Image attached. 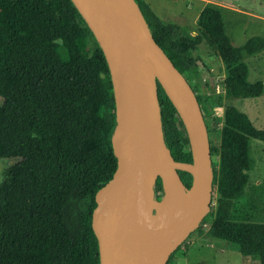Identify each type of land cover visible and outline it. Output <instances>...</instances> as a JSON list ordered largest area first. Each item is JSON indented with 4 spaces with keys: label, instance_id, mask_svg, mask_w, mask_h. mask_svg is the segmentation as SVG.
<instances>
[{
    "label": "trees",
    "instance_id": "trees-1",
    "mask_svg": "<svg viewBox=\"0 0 264 264\" xmlns=\"http://www.w3.org/2000/svg\"><path fill=\"white\" fill-rule=\"evenodd\" d=\"M135 1L194 92L209 72L194 55L200 43L223 64V122L218 145L209 140L218 158L215 197L200 223L207 230L199 225L192 233L264 264V179L252 184L249 177L256 165L251 140L264 142V129L232 104L263 93L262 81L248 80L245 59L264 51V37L234 46L218 8L204 6L190 29ZM157 94L164 142L174 160L191 162L183 123L160 85ZM196 97L204 119L222 102L214 94ZM114 126L107 62L72 0H0V158L13 161L0 182V264H100L91 222L95 193L116 169ZM179 174L189 187L191 175ZM154 191L163 192L159 177Z\"/></svg>",
    "mask_w": 264,
    "mask_h": 264
},
{
    "label": "water",
    "instance_id": "water-1",
    "mask_svg": "<svg viewBox=\"0 0 264 264\" xmlns=\"http://www.w3.org/2000/svg\"><path fill=\"white\" fill-rule=\"evenodd\" d=\"M72 2L105 56L115 106L116 169L95 193L91 222L100 264H166L209 213L214 193L209 135L196 93L154 40L135 0ZM158 85L183 123L191 162L174 160L164 142ZM179 171L191 175L189 187Z\"/></svg>",
    "mask_w": 264,
    "mask_h": 264
},
{
    "label": "rangeland",
    "instance_id": "rangeland-1",
    "mask_svg": "<svg viewBox=\"0 0 264 264\" xmlns=\"http://www.w3.org/2000/svg\"><path fill=\"white\" fill-rule=\"evenodd\" d=\"M150 7L166 22L176 23L193 29L199 12L204 6L220 9L225 28L234 46L243 45L252 36L264 37V0H146ZM201 62L207 67L208 74L201 80L197 88L198 94L217 95L221 103L213 108V113L205 115L208 134L214 146L218 145L219 132L223 122V93L221 92L224 79V68L221 60L215 56L208 46L202 42L194 51ZM245 62L249 69L250 82L262 81L264 84V51L248 57ZM195 84V81H193ZM196 85V84H195ZM232 104L245 112L252 123L264 129V89L258 98L234 99ZM252 155L256 165L249 172L250 183L258 184L264 179V142L251 140ZM217 156H212V162L217 163ZM12 160L0 158V182L7 164ZM162 194L158 193L160 198ZM215 197V193L213 194ZM208 223L200 225L207 230ZM182 244V245H181ZM179 246L172 259L167 264H256L245 260L243 256L229 245L207 240L202 241L198 233L190 234Z\"/></svg>",
    "mask_w": 264,
    "mask_h": 264
},
{
    "label": "built area",
    "instance_id": "built-area-1",
    "mask_svg": "<svg viewBox=\"0 0 264 264\" xmlns=\"http://www.w3.org/2000/svg\"><path fill=\"white\" fill-rule=\"evenodd\" d=\"M217 92H218V96H221L220 90H218V89H217ZM221 92H222V93H223V95H224V89H222V91H221ZM195 93L197 94V91H196ZM223 95H222V96H223Z\"/></svg>",
    "mask_w": 264,
    "mask_h": 264
},
{
    "label": "flooded vegetation",
    "instance_id": "flooded-vegetation-1",
    "mask_svg": "<svg viewBox=\"0 0 264 264\" xmlns=\"http://www.w3.org/2000/svg\"><path fill=\"white\" fill-rule=\"evenodd\" d=\"M205 120V119H204ZM205 124H206V127H207V123H206V121H205ZM207 130H208V128H207ZM186 133V132H185ZM185 135L187 136V134H184L183 133V137H185ZM209 135V134H208ZM209 140H210V137H209ZM189 147H190V145H189Z\"/></svg>",
    "mask_w": 264,
    "mask_h": 264
},
{
    "label": "bare ground",
    "instance_id": "bare-ground-1",
    "mask_svg": "<svg viewBox=\"0 0 264 264\" xmlns=\"http://www.w3.org/2000/svg\"><path fill=\"white\" fill-rule=\"evenodd\" d=\"M96 219H98V217ZM145 223L146 225H150V221H146Z\"/></svg>",
    "mask_w": 264,
    "mask_h": 264
}]
</instances>
